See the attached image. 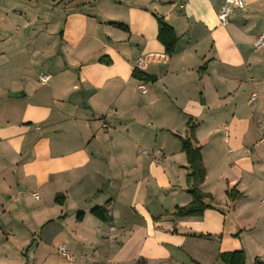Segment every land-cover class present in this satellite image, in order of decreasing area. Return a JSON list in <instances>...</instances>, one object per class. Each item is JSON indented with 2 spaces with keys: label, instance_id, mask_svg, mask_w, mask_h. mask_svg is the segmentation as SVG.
Listing matches in <instances>:
<instances>
[{
  "label": "crops",
  "instance_id": "crops-1",
  "mask_svg": "<svg viewBox=\"0 0 264 264\" xmlns=\"http://www.w3.org/2000/svg\"><path fill=\"white\" fill-rule=\"evenodd\" d=\"M244 2L220 25L223 0H52L28 53L9 41L0 54V264H22L24 247L56 240L89 248L92 264H225L219 253L240 250L245 264H264V48L254 47L264 0ZM158 18L177 36L171 55ZM143 54L153 55L148 80L132 76ZM189 118L212 207L175 217L191 201L177 138L189 136ZM97 205L109 221L90 213Z\"/></svg>",
  "mask_w": 264,
  "mask_h": 264
},
{
  "label": "rangeland",
  "instance_id": "rangeland-1",
  "mask_svg": "<svg viewBox=\"0 0 264 264\" xmlns=\"http://www.w3.org/2000/svg\"><path fill=\"white\" fill-rule=\"evenodd\" d=\"M52 7V0H0V54L5 56L10 53L6 52L5 50L9 45V41H13V39L15 43L19 41V45L21 44V46H19L20 50L27 52L28 49H26V47L28 45L30 47V45L34 42V35L36 33L35 25L41 24L43 19L51 20ZM25 24L29 25L28 29L25 28ZM32 28H34V30H32ZM19 34H22L20 38L18 36ZM23 37L27 39L24 41ZM23 42H25L24 45L22 44ZM1 73L3 72L0 68V74ZM136 144L139 145L138 143ZM138 148L140 150H147L144 145H140ZM67 224L73 227L72 221L67 222ZM18 225L20 228L18 227L14 229V231L17 233V236L22 235L24 231L20 224ZM37 236H35V238L32 240L34 243L39 241ZM19 238L23 239L22 237ZM32 241L30 240V242ZM45 243L46 242L40 243V246L36 252H32V249L29 250V248L35 246L33 243V245L30 243V246L28 245L24 247V250L21 254L22 264H92L91 257L93 252L89 248H83L73 252L76 257L83 256L85 261L82 262L78 258L74 262H69L58 252V247L62 244L60 241L56 240L51 244L48 241L46 244H50L49 247H46ZM63 245L65 246V244ZM65 247L68 249L67 246ZM206 260L208 262H212L213 259L211 255H207Z\"/></svg>",
  "mask_w": 264,
  "mask_h": 264
},
{
  "label": "trees",
  "instance_id": "trees-1",
  "mask_svg": "<svg viewBox=\"0 0 264 264\" xmlns=\"http://www.w3.org/2000/svg\"><path fill=\"white\" fill-rule=\"evenodd\" d=\"M112 24L121 29H125V27L120 24ZM157 40L162 44L166 55H171L174 52L177 36L172 27L165 23L162 18H158ZM132 76L138 80H148L146 74L137 69H133ZM186 126L189 130V136L184 138L177 136V138L180 141L181 150L186 155L190 170L186 176V182L191 201L184 206L175 207L172 213L175 217L201 216L205 209L212 207V196L209 193L201 191L199 188L205 176V169L200 154V145L195 143L193 133L195 125L191 118L187 120ZM226 195L230 200H234L239 196V193L231 188L226 191ZM55 200L57 201V198ZM90 213L103 221H109L111 219L103 205L93 207ZM79 215H81V213L78 214V216ZM218 258L225 264H245V254L242 250L219 253ZM135 264H147V261L139 257Z\"/></svg>",
  "mask_w": 264,
  "mask_h": 264
},
{
  "label": "built area",
  "instance_id": "built-area-1",
  "mask_svg": "<svg viewBox=\"0 0 264 264\" xmlns=\"http://www.w3.org/2000/svg\"><path fill=\"white\" fill-rule=\"evenodd\" d=\"M245 5L244 0H223L222 7L220 10L217 12V19L220 25H226L228 23L230 14L232 9L234 8H242ZM254 47L257 49H262L264 48V34H258L254 40ZM152 54H143L139 55L134 62V69H137L139 71H143L146 67L147 62L150 60L152 57ZM40 82L45 83L48 80L47 76H41ZM137 88L140 92L145 93L146 92V87L143 83H139L137 85ZM257 98V93L255 91H252L249 97V102H254ZM103 127H106V124H103ZM258 143L264 144V138H260L258 140ZM145 153V151H142ZM34 196H37L36 194H33ZM58 252L59 254L67 259L69 262H74L78 258L80 261H85V258L83 256L76 257L73 252L69 251L66 249V247L61 244L58 247Z\"/></svg>",
  "mask_w": 264,
  "mask_h": 264
}]
</instances>
